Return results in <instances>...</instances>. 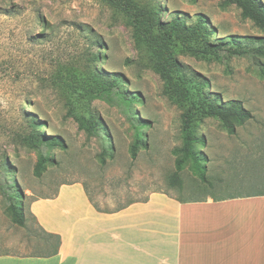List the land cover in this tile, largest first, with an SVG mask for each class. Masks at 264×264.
Here are the masks:
<instances>
[{
	"label": "rangeland",
	"instance_id": "rangeland-1",
	"mask_svg": "<svg viewBox=\"0 0 264 264\" xmlns=\"http://www.w3.org/2000/svg\"><path fill=\"white\" fill-rule=\"evenodd\" d=\"M223 1L0 0V253L52 252L55 239L39 230L27 210L35 196L60 183L82 181L104 211L152 192L188 198L264 192V79L252 58L217 47L230 38L264 37V28L242 18L236 5L221 6ZM199 14L212 34L191 33ZM176 17L184 22L182 31L170 28ZM159 29L169 34L165 43L157 40ZM113 75L123 80L121 92L138 95L129 111L116 99L95 97L101 81ZM214 94L224 102L240 100L252 118L229 134L217 119L195 113L208 182L201 183L188 164L178 190L169 177L173 150L182 145L183 115ZM78 115L95 119L108 144L80 130ZM31 121L38 126L34 134L61 145L41 146L50 162L40 177L33 173L38 152L24 139ZM132 122L144 123L145 145L135 160L128 152ZM13 191L23 194L17 199L23 227L8 210Z\"/></svg>",
	"mask_w": 264,
	"mask_h": 264
},
{
	"label": "crops",
	"instance_id": "crops-1",
	"mask_svg": "<svg viewBox=\"0 0 264 264\" xmlns=\"http://www.w3.org/2000/svg\"><path fill=\"white\" fill-rule=\"evenodd\" d=\"M27 211L40 231L59 237L57 252H1L0 264H264V192H152L104 211L77 180L35 196Z\"/></svg>",
	"mask_w": 264,
	"mask_h": 264
},
{
	"label": "trees",
	"instance_id": "trees-1",
	"mask_svg": "<svg viewBox=\"0 0 264 264\" xmlns=\"http://www.w3.org/2000/svg\"><path fill=\"white\" fill-rule=\"evenodd\" d=\"M230 5H236L240 11L241 16L244 19H250L260 28H264V3L261 0H224L221 6L227 7ZM146 14L145 11L141 12ZM138 14V16H139ZM149 20H152L150 13L147 15ZM172 28L175 31H182L184 29V22L176 17L170 22ZM209 23L206 18L202 15H198L197 24L190 28L191 33H202L205 36L213 33V28H210ZM166 30L159 29L156 33L157 40L160 43H165L167 41L168 33ZM212 45H207V50L210 49ZM217 47L227 52L233 56H247L254 60L258 66L259 75L264 79V64L261 62L264 58V37L260 38H246L245 42H241L240 39L230 38L226 43H221ZM123 80L118 75H113L112 79L109 81H101V89L95 93V97L105 100L107 102H113L116 99L123 103L125 109L129 111L131 103L138 102V95H127L119 90L120 84ZM195 113L201 116L213 117L217 119L222 127L229 133L234 134L237 125H242L246 121L252 118L251 112L243 106V103L238 99H231L228 101H222L218 95H213V97H205L198 104L194 105L193 108L187 109L186 113L183 115L181 136L182 145L180 148L173 150V154L176 155L175 159V170L170 175V184L174 187L180 188L182 185V179L180 177L181 171L189 164V169L191 173L196 176L201 183H207V158L203 155V152L198 147L202 141L197 137L193 128V118ZM78 124V128L83 130L87 134L100 136L104 140V143L109 142V139L101 133L100 124L92 117H85L84 115H78L75 117ZM132 126L135 129L134 138L129 145L128 152L130 158L135 160L137 157V152L139 148L144 146V141L142 139V133L140 128L144 126V123L135 124L132 122ZM30 127L32 131L27 135L25 143L32 148L36 149L38 152V158L36 165L34 167V175L40 177L42 171L45 169L46 165L50 162L49 155L41 149V146L46 147H56L61 146L57 138H51L47 136H39L34 134L38 126L34 121L30 122ZM107 146L105 145L103 151L106 152ZM104 159H101V163H104ZM10 201L8 210L11 213L12 222L23 227L25 226L26 217L22 211L21 204L18 203L17 199L23 197V194L18 192H12L10 195ZM47 236L55 239V247L53 248L51 254L57 252L60 239L58 236L48 234Z\"/></svg>",
	"mask_w": 264,
	"mask_h": 264
}]
</instances>
